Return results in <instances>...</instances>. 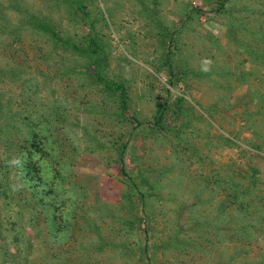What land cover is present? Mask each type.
<instances>
[{
  "label": "rangeland",
  "instance_id": "obj_1",
  "mask_svg": "<svg viewBox=\"0 0 264 264\" xmlns=\"http://www.w3.org/2000/svg\"><path fill=\"white\" fill-rule=\"evenodd\" d=\"M0 264H264V0H0Z\"/></svg>",
  "mask_w": 264,
  "mask_h": 264
},
{
  "label": "trees",
  "instance_id": "obj_2",
  "mask_svg": "<svg viewBox=\"0 0 264 264\" xmlns=\"http://www.w3.org/2000/svg\"><path fill=\"white\" fill-rule=\"evenodd\" d=\"M82 10V9H81Z\"/></svg>",
  "mask_w": 264,
  "mask_h": 264
}]
</instances>
